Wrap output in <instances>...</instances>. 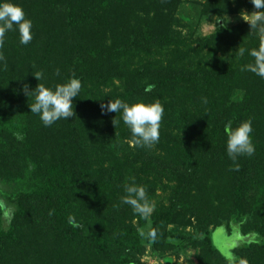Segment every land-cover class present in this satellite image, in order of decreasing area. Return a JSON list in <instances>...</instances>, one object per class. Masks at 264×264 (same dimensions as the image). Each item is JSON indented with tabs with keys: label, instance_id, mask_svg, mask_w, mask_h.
I'll use <instances>...</instances> for the list:
<instances>
[{
	"label": "trees",
	"instance_id": "1",
	"mask_svg": "<svg viewBox=\"0 0 264 264\" xmlns=\"http://www.w3.org/2000/svg\"><path fill=\"white\" fill-rule=\"evenodd\" d=\"M13 2L32 21L33 39L21 45L10 31L0 49V200L15 209L10 224L0 213V264H142L139 228L148 219L157 257L191 249L197 264H264V78L242 70L256 63L249 53L264 35L249 23H217L187 41L173 33L182 0ZM244 7L255 8L251 0L202 4L215 16ZM73 75L82 83L75 115L45 127L23 85ZM117 98L161 101L158 143L136 145L122 112H102ZM249 119L255 153L234 163L225 124ZM132 177L151 202L166 192V203L147 216L122 204ZM221 227L243 238L235 259L211 243Z\"/></svg>",
	"mask_w": 264,
	"mask_h": 264
},
{
	"label": "clouds",
	"instance_id": "2",
	"mask_svg": "<svg viewBox=\"0 0 264 264\" xmlns=\"http://www.w3.org/2000/svg\"><path fill=\"white\" fill-rule=\"evenodd\" d=\"M251 3L259 11L251 15L244 13L242 18L249 22L251 32L258 31L264 35V0H251ZM221 19L223 18L213 19L211 24L207 23L214 25L217 29L216 25ZM222 26H225V23ZM32 29L33 23L27 18L20 5L14 3L13 0H0V49L4 47L5 36L10 31L18 32L21 45H28L33 39ZM238 51L240 55H243L245 50L238 49ZM249 54L255 58L256 63L246 65L242 70L254 72L264 78V45L258 50L250 51ZM4 59L3 53L0 52V62ZM56 74L59 75V70ZM35 77L40 81L44 78V74L39 72ZM152 87L154 86L149 85L146 90L150 91ZM81 88V80L73 75L66 82L53 86L38 83L34 90H30V86L24 84L22 91L28 98H34V102L29 106L30 112L38 115L45 127H50L58 120H68L75 115L73 100L79 95ZM204 102L207 101L204 100ZM101 108L102 112L105 113L122 112L123 122L129 127L136 145L151 147L158 143L160 122L164 116V107L159 99L154 102L127 103L117 98L114 101L110 100L107 105H101ZM231 125V121L225 124L226 152L235 163L238 157L252 156L255 153V146L252 141L253 127L251 119L241 122L235 128ZM238 169L239 166L237 165L236 170ZM130 181L129 184L125 185V195L121 197V203L132 206L139 214L149 215L153 210V205L148 199L146 187L136 184L134 177L130 178ZM14 212L15 209L12 206L0 200V213L9 224L14 217ZM49 215H52V212ZM69 223L76 227L79 226L72 217L69 218ZM156 236L155 229L147 233L150 241H155ZM240 264H248V262L241 259Z\"/></svg>",
	"mask_w": 264,
	"mask_h": 264
},
{
	"label": "rangeland",
	"instance_id": "3",
	"mask_svg": "<svg viewBox=\"0 0 264 264\" xmlns=\"http://www.w3.org/2000/svg\"><path fill=\"white\" fill-rule=\"evenodd\" d=\"M205 0H182V3L179 7V10L176 14L178 23L174 27V34H178L186 40H190L191 37H201L204 38L215 32L216 28L214 25H209L208 23H213V19L223 18L220 20V26L232 28L237 24L245 21L242 16L245 14L251 15L254 12L258 11L253 8H242V12L239 14H226L223 16H215L213 14L203 13L202 4ZM225 21V22H224ZM208 22V23H207ZM217 27V25H216ZM192 46H195L193 44ZM242 97V92H236L234 100L238 101ZM166 192H158L155 197L152 205L156 203H166ZM154 207V206H153ZM151 214V213H150ZM150 219L147 220L146 224L139 228V234L142 240L145 242V253L141 258L142 264H197L196 261V251L187 249L183 252H180L179 255L167 254L164 256H155L151 246L146 243L147 233L150 229ZM143 233V235H142ZM243 238L236 234L234 230L232 234L226 231L225 227L215 229L211 233V243L216 251L226 260H231L233 257L232 250L242 244Z\"/></svg>",
	"mask_w": 264,
	"mask_h": 264
}]
</instances>
